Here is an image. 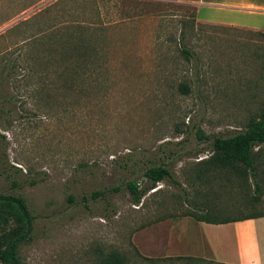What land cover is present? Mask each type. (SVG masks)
Wrapping results in <instances>:
<instances>
[{
    "label": "rangeland",
    "instance_id": "rangeland-1",
    "mask_svg": "<svg viewBox=\"0 0 264 264\" xmlns=\"http://www.w3.org/2000/svg\"><path fill=\"white\" fill-rule=\"evenodd\" d=\"M195 1L0 0V195L32 218L21 264H213L189 215L264 213V147L255 179L204 164L262 108L264 37L246 25L264 16ZM71 29L88 42L77 62ZM154 166L170 178L134 205L126 183L146 187Z\"/></svg>",
    "mask_w": 264,
    "mask_h": 264
},
{
    "label": "trees",
    "instance_id": "trees-1",
    "mask_svg": "<svg viewBox=\"0 0 264 264\" xmlns=\"http://www.w3.org/2000/svg\"><path fill=\"white\" fill-rule=\"evenodd\" d=\"M78 40L79 37L74 29L66 30L61 44L62 56L66 61L76 60L75 62H77L79 58H83L81 57L82 53H79V51H81V48L84 55L88 42H84V46L83 43L77 42ZM62 72L63 75L69 78V82H73L78 74V64L65 65ZM260 147H264V101L258 115L248 122L243 132L227 138L212 139L211 155L204 161V164L208 167L219 169L240 166L238 169L243 176L248 174L249 177L255 179L253 149ZM143 178L148 182V185L141 189L132 181L127 182L125 185L134 205H138L142 196L148 190L154 189L156 183H159L163 178H170V175L164 167L154 166L147 168L143 172ZM253 186L255 194H259V186L255 182ZM98 195L99 193H94L92 196ZM189 216L197 222L217 225L263 217L264 213L247 215L242 218L219 220L201 216ZM31 230L32 218L24 200L19 196L0 195V264H21L17 257V249L19 245L30 238ZM103 264H124V260L116 253H112Z\"/></svg>",
    "mask_w": 264,
    "mask_h": 264
},
{
    "label": "crops",
    "instance_id": "crops-1",
    "mask_svg": "<svg viewBox=\"0 0 264 264\" xmlns=\"http://www.w3.org/2000/svg\"><path fill=\"white\" fill-rule=\"evenodd\" d=\"M196 5L216 7L218 12L228 17L264 16V0L255 2L248 0H196ZM219 26L239 29L238 27H242L244 24L224 22ZM246 27L250 28V32L264 37L263 27L253 25H246ZM193 225L199 233L201 245L205 248L207 258L211 263L264 264V216L217 225L190 221V227Z\"/></svg>",
    "mask_w": 264,
    "mask_h": 264
}]
</instances>
